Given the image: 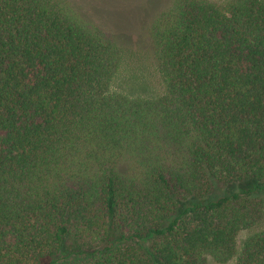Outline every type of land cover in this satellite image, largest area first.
Returning a JSON list of instances; mask_svg holds the SVG:
<instances>
[{
    "label": "trees",
    "instance_id": "16d2710c",
    "mask_svg": "<svg viewBox=\"0 0 264 264\" xmlns=\"http://www.w3.org/2000/svg\"><path fill=\"white\" fill-rule=\"evenodd\" d=\"M163 91L112 90L71 0H0V264H264V0H174Z\"/></svg>",
    "mask_w": 264,
    "mask_h": 264
},
{
    "label": "rangeland",
    "instance_id": "374dc122",
    "mask_svg": "<svg viewBox=\"0 0 264 264\" xmlns=\"http://www.w3.org/2000/svg\"><path fill=\"white\" fill-rule=\"evenodd\" d=\"M174 0H71L86 18L96 22L116 40L122 52V64L112 84V90L134 97H155L163 91L158 73L155 47L150 28L154 19ZM225 2L227 0H212ZM264 229L263 212L255 227L238 236L239 248L254 231ZM206 264H235L233 258L225 263L207 255Z\"/></svg>",
    "mask_w": 264,
    "mask_h": 264
}]
</instances>
